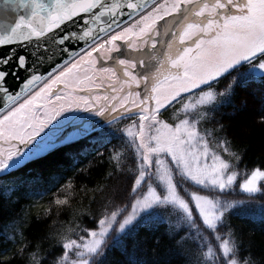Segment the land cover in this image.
Here are the masks:
<instances>
[{"label": "snow or ice", "instance_id": "1", "mask_svg": "<svg viewBox=\"0 0 264 264\" xmlns=\"http://www.w3.org/2000/svg\"><path fill=\"white\" fill-rule=\"evenodd\" d=\"M5 15L0 264H257L264 149L250 164L234 133L256 84L264 107V0H0ZM104 150L95 191L117 179L118 196L84 207ZM28 153L71 163L10 175Z\"/></svg>", "mask_w": 264, "mask_h": 264}, {"label": "trees", "instance_id": "2", "mask_svg": "<svg viewBox=\"0 0 264 264\" xmlns=\"http://www.w3.org/2000/svg\"><path fill=\"white\" fill-rule=\"evenodd\" d=\"M257 91L255 93L249 91V95L251 97L250 99V105L247 107L243 113L240 116L239 124L238 126H241L239 129L235 130V136L237 138V141L243 144L247 145L246 151L248 153V156L246 157L249 161V163H253L261 156V151L264 149V129H262L256 122L255 119L257 116L264 114V107L261 106V101L259 99L260 94V88L261 85L256 84L255 85ZM175 113L170 110L168 114L165 115L164 119H166L169 123H171L175 119ZM203 127V126H202ZM118 137L113 134L112 136V142L115 143L117 141ZM130 139V138H129ZM116 143H120L117 141ZM100 147H107V144L99 145V144H93L92 150L88 153L87 156H81L79 158V163H83L89 156L93 155L96 150H99ZM109 146V150H110ZM121 151H126L128 154L134 153L135 146L131 145L130 147H127L126 149H121ZM105 155L104 159L99 160L93 169V174L90 180H86L85 183L88 185L89 192H88V201L81 200L80 204L84 207H87V205L90 203L91 198L93 196L96 197V205L95 207L97 209L100 208L101 204L107 203L108 200L114 199L118 196V192H114L111 189L115 188L117 184V179H112L108 181V184L110 186L108 192H97L95 189L97 188V183L103 185L105 183L104 180L101 179V177H107L109 172L112 171V165L115 163L114 160H109L108 158V150H104ZM29 160V159H28ZM27 160V161H28ZM26 162L21 164L19 167H16L15 169L11 170L10 175H23L24 173H27V168L29 166L32 167H43L46 171L47 170H55L58 164L61 163H71L70 161L65 162L63 161L61 156H52L50 159L46 162L45 165H30ZM78 166V165H77ZM66 172L71 171L70 168L65 169ZM29 175H35V173H31ZM37 190H34V194ZM117 203L119 204L120 201L117 200ZM0 206H2V202H0ZM47 207V203L41 202L37 204L36 206L32 207L31 214L33 216L40 215L43 213L44 209ZM244 210H240L236 217L237 219L241 218ZM65 219H69V217H65ZM236 223H240V221H236ZM74 227L83 226L81 221H76V223L73 225ZM38 225H34V229L38 230ZM261 237L260 234L257 232L256 234V246H255V259L257 260V264H260V252H264V249H261Z\"/></svg>", "mask_w": 264, "mask_h": 264}, {"label": "water", "instance_id": "3", "mask_svg": "<svg viewBox=\"0 0 264 264\" xmlns=\"http://www.w3.org/2000/svg\"><path fill=\"white\" fill-rule=\"evenodd\" d=\"M11 19H14V17H10L7 15H5L2 19H0V35H7L10 33L11 25L5 21L11 20Z\"/></svg>", "mask_w": 264, "mask_h": 264}, {"label": "flooded vegetation", "instance_id": "4", "mask_svg": "<svg viewBox=\"0 0 264 264\" xmlns=\"http://www.w3.org/2000/svg\"><path fill=\"white\" fill-rule=\"evenodd\" d=\"M67 123V122H66ZM66 123H64V124H66ZM71 123H72V125L75 127L76 126V124H78L79 123V121H77V120H75V119H73L72 121H71ZM64 124H61L60 126H62V125H64ZM61 128V127H60ZM63 128V127H62ZM61 128V129H62ZM79 129H75L74 131H78Z\"/></svg>", "mask_w": 264, "mask_h": 264}, {"label": "rangeland", "instance_id": "5", "mask_svg": "<svg viewBox=\"0 0 264 264\" xmlns=\"http://www.w3.org/2000/svg\"><path fill=\"white\" fill-rule=\"evenodd\" d=\"M254 72H255V70H254Z\"/></svg>", "mask_w": 264, "mask_h": 264}]
</instances>
